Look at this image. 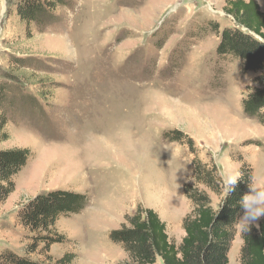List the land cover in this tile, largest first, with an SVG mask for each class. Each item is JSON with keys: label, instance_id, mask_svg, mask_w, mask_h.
Masks as SVG:
<instances>
[{"label": "rangeland", "instance_id": "obj_1", "mask_svg": "<svg viewBox=\"0 0 264 264\" xmlns=\"http://www.w3.org/2000/svg\"><path fill=\"white\" fill-rule=\"evenodd\" d=\"M227 1L68 0L54 23L26 32L16 0H0V82L16 83L38 104L28 101L8 117L9 140L0 145L32 155L0 203V251L25 252L28 232L18 225V209L55 190L85 195L88 204L56 222L64 243L44 254L39 246L32 259L69 252L74 264L120 263L126 255L108 233L137 208L153 210L178 246L190 212L182 187L192 167L188 149L163 138L173 129L215 164L222 181L242 159L254 183L264 185V127L240 106L254 74L220 62L218 38L205 25L233 27L223 13ZM254 1L264 13V0ZM26 58L22 68L14 62ZM8 72L21 80L6 78ZM240 233L236 227L229 264H240Z\"/></svg>", "mask_w": 264, "mask_h": 264}, {"label": "trees", "instance_id": "obj_2", "mask_svg": "<svg viewBox=\"0 0 264 264\" xmlns=\"http://www.w3.org/2000/svg\"><path fill=\"white\" fill-rule=\"evenodd\" d=\"M67 3L68 0H16L15 15L26 32L31 26L40 31L55 22V10ZM223 13L232 20L233 27L220 30L219 24L208 22L205 24L207 32L218 38L216 56L220 62L235 61L241 74H254L252 83L242 94L240 106L247 119H254L264 127V13L254 0H229ZM14 62L22 68L29 60L16 59ZM16 70L18 68L14 72ZM5 77L21 80L11 72L5 73ZM11 85L18 91L17 97L9 91L14 90ZM20 88L13 82H0V145L9 140L8 117L28 101L38 106L34 97L22 93ZM163 138L185 146L191 156V181L182 187L190 204V212L181 222L184 236L176 246L169 240L164 222L153 210L137 208L132 215L124 217L120 227L108 233L109 241L120 246L126 255V259L117 264H156L157 260L161 264H229L228 252L236 231L234 221L241 214L238 201L248 191V185L254 183L253 169L239 159L241 177L235 191L217 213L216 208L224 199V184L215 164L211 160L202 161L192 140L182 131H167ZM258 146L264 148V142ZM31 157L26 148L0 149V203L14 192V178ZM210 195L218 200L216 207ZM87 204L85 195L67 190L37 194L23 202L17 219L18 225L28 232V244L21 255L9 249L1 250L0 264H74L75 255L69 252L57 259L51 256L32 259L29 254L39 246L44 254L52 245L64 243L65 238L55 230L56 222L80 213ZM258 225L240 233V264H264V218Z\"/></svg>", "mask_w": 264, "mask_h": 264}, {"label": "clouds", "instance_id": "obj_3", "mask_svg": "<svg viewBox=\"0 0 264 264\" xmlns=\"http://www.w3.org/2000/svg\"><path fill=\"white\" fill-rule=\"evenodd\" d=\"M241 174L238 171L228 172L224 175V199L216 208L218 213L222 207L225 199L235 191L238 179ZM241 214H239L234 223L236 227L242 231L247 232L250 226L259 227L256 223L261 217H264V185H257L255 183L248 185V191L242 194L238 201Z\"/></svg>", "mask_w": 264, "mask_h": 264}, {"label": "bare ground", "instance_id": "obj_4", "mask_svg": "<svg viewBox=\"0 0 264 264\" xmlns=\"http://www.w3.org/2000/svg\"><path fill=\"white\" fill-rule=\"evenodd\" d=\"M154 207H158V208H160V205H156V206H154Z\"/></svg>", "mask_w": 264, "mask_h": 264}]
</instances>
